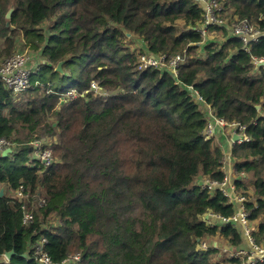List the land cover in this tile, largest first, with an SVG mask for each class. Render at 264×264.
Wrapping results in <instances>:
<instances>
[{
    "label": "trees",
    "instance_id": "trees-1",
    "mask_svg": "<svg viewBox=\"0 0 264 264\" xmlns=\"http://www.w3.org/2000/svg\"><path fill=\"white\" fill-rule=\"evenodd\" d=\"M218 3L221 14L260 32L249 50L225 26H209L223 35L206 42L197 30L205 6L192 0H0V59L19 47L44 59L30 73L27 101L0 79V138L13 150L0 154V185L8 188H0V264H41V238L53 264L77 254L81 264H243L216 260L220 244L238 251L247 240L231 221L235 203L212 188L226 178L225 155L205 136V105L246 126L250 141L232 149L235 186L264 247V67L255 64L264 59V0ZM134 37L141 50L128 44ZM143 54L181 55L184 63L177 77L140 70ZM47 138L57 139L58 161L31 167L32 144ZM20 186L22 202L10 195ZM23 205L32 223H24Z\"/></svg>",
    "mask_w": 264,
    "mask_h": 264
},
{
    "label": "built area",
    "instance_id": "built-area-1",
    "mask_svg": "<svg viewBox=\"0 0 264 264\" xmlns=\"http://www.w3.org/2000/svg\"><path fill=\"white\" fill-rule=\"evenodd\" d=\"M193 2L202 3L205 6L206 14H205V25L203 28H198L197 30L202 34H206V29L211 25L225 26L229 27L231 30V34L234 37H238L242 39L245 44V50H249L251 44L253 42H257L260 37V32L256 30L251 24L247 21H232L228 20L221 15V7L219 6L218 0H192ZM30 61V54L28 50L20 51L10 58L6 59L2 65L0 66V79L4 82L7 89L12 91V94L15 98H19L22 94L27 93L31 87L30 83V73L31 70L28 68ZM260 62H264V59L255 60V64L258 65ZM184 63V58L181 55H176L171 58H167L166 56L155 57L151 54H143L139 57V69L146 70L148 68H167L172 74L177 77L179 66ZM92 89L95 93H100L102 95L105 93L101 87H99L96 83H93ZM199 100L202 101L199 94L196 92ZM106 96V95H104ZM67 97L71 99L76 97V92L71 91L68 93ZM66 99V98H65ZM205 110L208 113L209 122L205 131V136L207 139L213 138L215 136V132L217 128H232L236 135L239 137L236 143H242L250 141V138L246 135V126L241 125L240 123H228L225 120L218 119L214 116L213 111L210 106H207ZM48 138L42 141L34 142L32 145L34 147V155L35 158L30 162V166L33 167L37 164H44L45 166H52L58 160L53 157L52 154V146L55 143H49ZM9 142L0 138V154H2L6 149L9 148ZM225 160L223 162V165ZM227 176L221 184H212L213 189L220 188L226 196L230 198V193L227 191ZM236 189V186H235ZM237 192V189H236ZM11 196L18 201H23L28 198V195L25 194V187L20 186L19 189L11 193ZM241 197V208L236 214L235 217L232 218L231 221H234L238 225H240L245 231L246 240L249 242L251 249L249 250H238V251H230L231 258H241L243 259V264H257L264 263V247L258 246L255 244L252 237V229L250 227V221L248 219V212L244 208V202L246 198ZM231 201V199H230ZM45 201L43 199L39 200V204L43 206ZM23 210L25 211L23 221L25 224L32 223L34 220L33 212L30 207L23 205ZM33 209H36L32 207ZM225 222H230V220L224 219ZM47 240L45 238H41L40 243L34 247L36 254L40 257L39 262L41 264H53L50 256L46 251L43 250V245H46ZM204 249H207V245L203 244L201 246ZM227 250V249H226ZM228 251V250H227ZM55 264V263H54ZM60 264H81V255L77 254L74 256H70L65 261Z\"/></svg>",
    "mask_w": 264,
    "mask_h": 264
},
{
    "label": "crops",
    "instance_id": "crops-1",
    "mask_svg": "<svg viewBox=\"0 0 264 264\" xmlns=\"http://www.w3.org/2000/svg\"><path fill=\"white\" fill-rule=\"evenodd\" d=\"M27 50L29 51V54H30V61H29L28 68L31 71H34L35 68L40 63L44 62V59L40 57V55H38L37 53L29 50L28 48ZM204 108L207 109V105H205ZM234 135H236L235 131L230 127L229 128L226 127L223 129L217 128L214 137H215L217 145L223 150V153L225 155V159H224L225 163H224L223 169L228 179L227 191L230 193L231 202L235 203L236 209L237 211H239L242 204L240 202L241 197L238 196L236 189H235V182L239 176H237V170L235 168L236 161L232 157V149H233L234 144H236L234 141ZM48 139H49L48 140L49 143H55L57 141V139L55 138H48ZM248 191L250 194L252 193L250 188ZM250 227L251 229L255 228V224L250 223ZM217 243L215 244L218 246ZM249 249H251V246L248 241H245L244 248H242L241 250H249Z\"/></svg>",
    "mask_w": 264,
    "mask_h": 264
},
{
    "label": "rangeland",
    "instance_id": "rangeland-1",
    "mask_svg": "<svg viewBox=\"0 0 264 264\" xmlns=\"http://www.w3.org/2000/svg\"><path fill=\"white\" fill-rule=\"evenodd\" d=\"M219 6H220V4H219ZM226 14H227V16L226 15H223V14H221L222 15V17H225L226 16V18L228 19V20H231V15H230V12L228 11V12H226ZM49 25V23H46V26H48ZM181 26H182V28H184V24L183 23H181ZM204 35V34H203ZM222 35H223V33L222 32H213V31H209L208 30V28L206 29V34L204 35L206 38H207V41L206 42H209V41H213L214 39H221V37H222ZM134 39V41L132 40V41H128V44L130 45V47H132L133 49H139V50H141V47L142 46H144V44L143 43H141V42H139L138 40H137V37H134L133 38ZM21 43V45H22V41L20 42ZM20 46V45H19ZM20 48V50H25V49H22V47H19ZM204 55V54H203ZM1 60V59H0ZM6 59H4V60H1L0 61V66L2 65V63L5 61ZM102 92H100V93H97V95H99V94H101ZM102 95H107L108 96V94H107V92H105V93H103ZM106 96V97H107ZM29 99V97H28V95L27 94H25L24 96H22V98H21V100L22 101H27ZM203 108H204V106H203ZM57 143V141L55 142V144ZM9 148H11L10 147V145H9ZM12 149V148H11ZM2 155V154H1ZM35 158V155L34 154H32L31 155V161L33 160ZM224 159H225V157H224ZM205 182V180L204 179H200L199 180V184H203ZM0 188H2V190H7L8 188H5V187H3V186H1L0 185ZM10 195H11V193H10ZM40 196V195H39ZM42 199V198H41ZM57 219L55 218V217H52V218H50L49 220H48V222H47V227L48 228H50V229H53V227H55L56 225H57ZM216 242V241H215ZM215 242H214V245L215 246H217L216 244H215ZM220 248H221V254L222 255H218L217 256V258H216V260L217 261H221L222 259H224V258H226L225 256H227V257H230V255H231V252L230 251H227L226 250V248L222 245V244H220V246H219ZM223 255H225V256H223Z\"/></svg>",
    "mask_w": 264,
    "mask_h": 264
},
{
    "label": "water",
    "instance_id": "water-1",
    "mask_svg": "<svg viewBox=\"0 0 264 264\" xmlns=\"http://www.w3.org/2000/svg\"><path fill=\"white\" fill-rule=\"evenodd\" d=\"M12 13H13V10H11V11H9L8 12V14H7V16H6V19L7 20H11V17H12ZM62 65H63V63H59V65H58V67H57V71H59V72H63V70H62ZM257 67H264V62H260L258 65H257ZM238 139H239V137L237 136V135H234V141H235V143L238 141ZM12 152H13V150L11 149V148H8V149H6L3 153H2V157H7V156H9L10 154H12ZM4 194V190H1V195H3ZM209 218V217H208ZM14 254V252L13 251H11V252H8V253H6L5 254V257H6V259L7 260H10V258H11V256Z\"/></svg>",
    "mask_w": 264,
    "mask_h": 264
}]
</instances>
